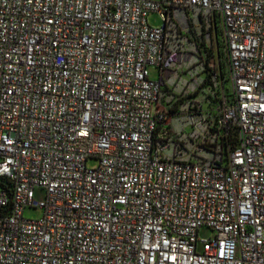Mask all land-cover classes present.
Segmentation results:
<instances>
[{
    "label": "built area",
    "instance_id": "1",
    "mask_svg": "<svg viewBox=\"0 0 264 264\" xmlns=\"http://www.w3.org/2000/svg\"><path fill=\"white\" fill-rule=\"evenodd\" d=\"M0 264H264V0H0Z\"/></svg>",
    "mask_w": 264,
    "mask_h": 264
},
{
    "label": "rangeland",
    "instance_id": "2",
    "mask_svg": "<svg viewBox=\"0 0 264 264\" xmlns=\"http://www.w3.org/2000/svg\"><path fill=\"white\" fill-rule=\"evenodd\" d=\"M148 21L153 26H161L162 20L157 13H150L148 15ZM152 78H157V74L152 71ZM96 159L89 160L88 166L92 167L97 164ZM36 200L41 201L45 198V191L43 189H36L34 194ZM24 216L31 219H36L42 216V210L40 208H27L24 212ZM214 231L208 227H203L199 230L198 236L200 239L210 238L214 236Z\"/></svg>",
    "mask_w": 264,
    "mask_h": 264
}]
</instances>
